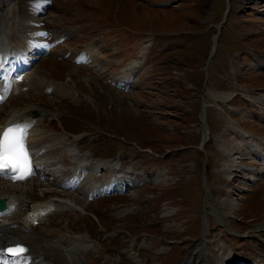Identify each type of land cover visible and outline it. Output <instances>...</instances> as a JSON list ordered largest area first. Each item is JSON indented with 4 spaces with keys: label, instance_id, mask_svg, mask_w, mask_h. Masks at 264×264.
Wrapping results in <instances>:
<instances>
[{
    "label": "rangeland",
    "instance_id": "rangeland-1",
    "mask_svg": "<svg viewBox=\"0 0 264 264\" xmlns=\"http://www.w3.org/2000/svg\"><path fill=\"white\" fill-rule=\"evenodd\" d=\"M48 1L36 17L0 1L11 55L48 46L0 121L31 105L44 113L34 134L67 177L72 149L138 178L92 201L45 179L29 204L68 195L80 206L30 232L83 246L82 264H264V0ZM88 46L92 60L75 61ZM128 72L129 85L111 83Z\"/></svg>",
    "mask_w": 264,
    "mask_h": 264
},
{
    "label": "bare ground",
    "instance_id": "bare-ground-1",
    "mask_svg": "<svg viewBox=\"0 0 264 264\" xmlns=\"http://www.w3.org/2000/svg\"><path fill=\"white\" fill-rule=\"evenodd\" d=\"M0 1L5 6H7V3L15 2V5H17V14L27 17H36L40 14L42 15L44 11L49 9L48 0H8V2L7 0ZM0 14V100L5 99L4 103H6L10 102L11 99L15 98L17 95L19 96L22 91V87L29 86L28 84L26 85V83H32V80L28 78V75L24 76L26 72L24 75L21 73L23 70L30 67V64L33 60L38 58V55L36 54L48 49V46L46 45V42H41L43 45L39 47H37L36 44H33V49H38L37 52H35L34 55H31L28 60V57L25 55V53L24 56L27 58H20L19 56L20 59L17 60L18 57L15 58L14 56H17L18 54L16 55V53H13L15 55H11V51L13 50L12 47H10L11 40H6L4 37V23L2 22V18L4 16H8V14L4 13L1 9ZM40 33L43 35L46 34L44 32ZM23 34L24 33L22 31L18 35L23 36ZM42 34L41 36H43ZM31 37L34 36L32 35ZM214 38H218V35H215L213 39ZM151 39L152 38H149L147 40ZM217 40L215 39V42H212L213 46L211 47V50L216 49ZM12 46H15L13 45V42ZM89 47L90 46H88L83 51V55L78 57L77 60H84L86 63L92 60L93 51L92 48ZM145 47L146 44L140 48L139 53L136 56L137 58H134L135 60H130L131 63L127 67L128 70L138 67L142 63V52ZM23 51L25 52L26 49H23ZM213 52H211L210 57L213 55ZM131 77L132 74L128 72L124 75L123 79L119 80L117 77H115L114 79L112 78L111 82H113L115 85H123L124 83H131ZM50 84H42L45 86L38 87L34 86L33 83L31 86L32 89H38L40 91L42 89H46L45 91H47L49 86H53V84ZM55 87H57V85ZM50 90L52 89L50 88ZM259 100L264 101V96H261ZM263 104L264 102L261 105V109L264 110ZM0 107H2V105ZM9 107L10 111H8V114L5 115V117L0 121V133H3L5 129L12 127H17L20 130L28 157L31 160L30 165L32 174L26 179L15 181L8 178V176H10L9 172L0 173V198H3L5 202V209L0 211V264H82L79 262L76 255H83L85 253V248L83 246L61 239H50L49 237L51 235L47 233L39 235L38 232H30L35 230L38 225H41L48 216L54 215L56 211L75 209L77 206H80V204L70 199L68 195L62 197L51 196L50 198L44 199L42 201H32L31 204H29L30 202L26 200V198L29 196V194H31V192L34 193L38 187L44 186L45 184L42 183L46 179L56 188L60 187L78 189L80 188L79 186L83 184V196L85 199L89 200L95 196H102L111 193L121 185L126 187L128 185L127 179L131 176V173H126L125 175H119L118 173H115L104 180H98L95 178V173L98 171L97 168L104 162L99 160L90 161L88 156L86 158L85 155H79L70 149L69 156H72L73 159H77L78 161L75 163L71 171V175L67 177L66 171H64L62 167V163L57 162L58 164L53 165L54 161L47 157V154L50 155L51 149H46L47 146L45 144V138L34 134V127L39 125V122L44 117V113L41 112L43 114H41L40 117L35 118L34 114L32 113L35 109L31 105H25L22 107ZM207 137L208 131H206L205 127L201 137L203 139H201V145L206 142L208 139ZM73 159L72 163H74ZM91 175L93 181L89 182L88 180L90 179ZM207 230L208 224L206 223L201 230V236L204 239L207 237ZM259 230H264V227L261 226ZM16 244L25 246L26 251L22 256L9 257L4 250L7 247L14 246ZM84 260L86 263H90V261L85 257ZM227 260L230 261L229 263H231L233 259L228 258Z\"/></svg>",
    "mask_w": 264,
    "mask_h": 264
},
{
    "label": "snow or ice",
    "instance_id": "snow-or-ice-1",
    "mask_svg": "<svg viewBox=\"0 0 264 264\" xmlns=\"http://www.w3.org/2000/svg\"><path fill=\"white\" fill-rule=\"evenodd\" d=\"M4 172H10L8 178L13 180H23L32 174L23 138L13 128L0 133V173ZM4 251L11 256H22L26 249L17 245Z\"/></svg>",
    "mask_w": 264,
    "mask_h": 264
},
{
    "label": "water",
    "instance_id": "water-1",
    "mask_svg": "<svg viewBox=\"0 0 264 264\" xmlns=\"http://www.w3.org/2000/svg\"><path fill=\"white\" fill-rule=\"evenodd\" d=\"M5 208V203L3 199H0V210H3Z\"/></svg>",
    "mask_w": 264,
    "mask_h": 264
}]
</instances>
